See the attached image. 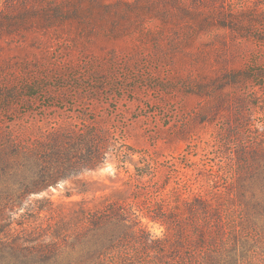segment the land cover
Masks as SVG:
<instances>
[{"label": "rangeland", "instance_id": "374dc122", "mask_svg": "<svg viewBox=\"0 0 264 264\" xmlns=\"http://www.w3.org/2000/svg\"><path fill=\"white\" fill-rule=\"evenodd\" d=\"M7 6L0 197H24L20 212L46 224L50 207L95 204L118 189L156 237L170 231V215L190 224L196 198L234 212L249 161L264 199V155L241 158L264 149V0H0ZM88 129L99 138L72 140L69 157L48 160L59 182L27 194L38 179L24 169L44 165L33 150ZM86 180L94 193H78Z\"/></svg>", "mask_w": 264, "mask_h": 264}, {"label": "trees", "instance_id": "16d2710c", "mask_svg": "<svg viewBox=\"0 0 264 264\" xmlns=\"http://www.w3.org/2000/svg\"><path fill=\"white\" fill-rule=\"evenodd\" d=\"M4 9L0 18H12V6ZM258 39L264 42V37ZM98 135L88 129L76 134L60 132L42 141L33 152L40 153L44 165L32 175L24 169L25 180L38 179L25 189L26 193L59 182L48 163L52 155L69 157L72 153L66 145L72 140L91 141ZM246 149L241 157L245 164L264 155V149ZM100 154L92 156L96 160L88 158L85 168L93 169L97 159L104 158V152ZM245 167L240 193L229 204L234 212L226 213L211 198H196L188 204L191 223L170 215L165 219L173 226L163 237L152 235L142 221L145 216L136 208L137 202L127 201L118 189L110 194L112 198L95 204L90 205L85 198L68 210L50 207L46 224L38 222L42 215H31L30 208L20 212L24 197L2 196L0 264H264V199L256 186L261 181L255 178L256 165L249 161ZM95 183L83 181L78 193L93 192Z\"/></svg>", "mask_w": 264, "mask_h": 264}]
</instances>
